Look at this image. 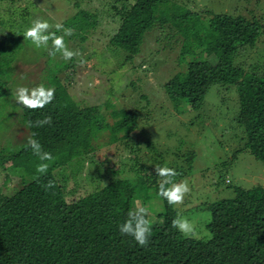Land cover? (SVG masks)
I'll list each match as a JSON object with an SVG mask.
<instances>
[{
  "label": "trees",
  "instance_id": "trees-1",
  "mask_svg": "<svg viewBox=\"0 0 264 264\" xmlns=\"http://www.w3.org/2000/svg\"><path fill=\"white\" fill-rule=\"evenodd\" d=\"M81 3L73 0L75 12L62 23L72 30L64 43L85 41L90 29L98 25L97 12L81 7ZM246 3L245 9L230 13L191 8L179 0H114L108 3L106 13L118 25L109 43L125 53L120 66L141 53L145 37L152 31L162 34L156 42L163 41L170 47L180 44L177 63L184 64L183 69L163 85L173 112H192L189 122L195 126L194 120L204 116L211 91L222 101L228 90L232 91L233 104L226 112L230 127L239 137L233 158L247 151L264 163V60L255 56L257 43L264 40V16ZM17 41V32L0 31V97L8 92L1 63L7 51L17 47ZM243 55L257 61L249 63L252 66L242 65L238 58ZM235 72L239 76H232ZM243 78L250 89L234 99ZM48 88L54 90L52 102L38 109L23 106L21 119L29 138L35 133L43 150L53 156L46 162L47 174L36 173L41 161L27 143L13 151L0 149V170L8 169L19 178L17 185H5L7 191L0 188V264H264V185L226 184L233 190L232 197L202 205L201 209L210 212L205 225L208 234L199 239L185 237L172 228L179 209L158 194L162 178L156 176V167L174 169L176 175L171 179L181 183L191 173L196 158L191 143L180 135L172 151H160L148 142L147 148L157 155L150 165L142 158L140 142L133 132L138 123L144 126L143 118L148 120L151 110L137 108L139 103L134 102V108L117 114L120 104L109 97L101 104L83 103L55 75ZM140 97L147 99L145 94ZM108 108L115 117L112 123L104 114ZM46 118L51 123L37 126ZM100 128H109L113 134L110 146L114 145L112 155L118 159L112 165L105 166L104 160L95 155L93 140ZM187 145L190 148L184 147ZM131 153L133 159L130 157L131 162L124 165L123 158ZM221 167L217 188L229 172L228 164ZM65 168L73 180L68 193ZM86 168L93 188L69 200L67 196L80 188L78 176ZM126 168L127 175L114 176ZM49 181L54 183L50 189L44 187ZM137 206L150 212L152 232L143 247L119 232L127 213Z\"/></svg>",
  "mask_w": 264,
  "mask_h": 264
},
{
  "label": "rangeland",
  "instance_id": "rangeland-1",
  "mask_svg": "<svg viewBox=\"0 0 264 264\" xmlns=\"http://www.w3.org/2000/svg\"><path fill=\"white\" fill-rule=\"evenodd\" d=\"M112 1L114 0H82L81 7L97 12L98 25L90 29L85 41L69 40L64 43L65 47L74 53L70 60H65L60 51L53 49L51 40L48 41L47 46L37 47L30 39L25 38L23 33L34 20L39 18L50 25L46 34L55 33L56 36H63L64 39L63 31H57L55 25L69 20L74 14L73 0H0V19H5L0 31L5 32L6 29L18 34L17 47L9 49L6 60L1 63L4 64L1 72L8 92L0 97V149L13 151L27 143L29 139L28 131L21 122L23 105L14 100L17 85L43 86L49 89V80L55 75L63 81L68 92L83 103L101 104L109 97L114 102H119L116 113L120 114L127 108H134L135 106L132 105L138 102L137 108L152 111L148 120L143 118L144 126L138 123V128L133 132L136 134L135 140L140 142V153L146 163L152 165L153 157L157 156L147 148L148 142L156 144L160 151H172L177 143L176 138L183 135L187 144L191 143V147L196 150L193 169L181 182L187 183L189 191L176 206L180 215L195 223L199 237L206 236L208 230L205 225L210 212L201 209L202 205L217 198L232 197L233 190L226 184L232 183L244 187L264 185V163L247 151L233 158V153L239 145V137L230 127V116L226 112V109H231L233 104L230 100L234 96L232 94L231 97L232 91L228 90L229 94L223 101L217 93L211 91L204 116L200 120H194L195 126H190L189 122L193 117L192 112H173L165 96L163 85L174 72L183 69L184 64L177 63L180 44L172 43L170 47L162 43L163 41L156 42V37H162V34L159 30L152 31L146 35L141 53L132 62L127 61L120 66L125 53L109 43L118 25L111 14L106 13L108 3ZM179 1L191 8L203 7L215 12L231 13L234 9L239 10L242 7L245 9L244 3L247 0ZM251 1L253 5L246 3L249 4L250 9L264 16V0ZM256 49L255 56L264 60L263 39L259 40ZM72 59H75V62H71ZM5 61L9 63L5 64ZM238 61L242 65L252 66L249 63L253 64L257 59L243 55ZM236 75L237 72L232 74V76ZM246 78L236 86L238 92L235 90L234 99L238 97L239 92L241 95V91L247 92L250 89L247 83H244ZM142 94L147 95L146 100L140 97ZM111 112L112 110L108 108L104 114L107 121L112 123L115 117ZM111 142H113V134L109 128H100L93 140L94 145L97 146L96 158L104 160L105 166L114 164L113 162L118 159L117 156L112 155L115 148L114 145L110 146ZM184 147L190 148V145ZM133 156L131 153L123 158L124 165L130 163ZM223 163L228 164L229 172L225 174V184L221 183L217 188L215 182ZM115 164L114 169L118 167L117 163ZM87 169L78 176L81 186L76 192L67 196L69 200L78 199L93 188ZM114 169L111 168L110 172ZM126 170L127 168L114 176L127 175ZM63 173L69 180L66 187L64 186L68 193L73 180L70 178L69 170L65 168ZM18 181L19 178L11 174L8 169L0 170V188L3 191L8 190L5 185L9 184L12 187L17 185ZM5 182L7 183L4 184Z\"/></svg>",
  "mask_w": 264,
  "mask_h": 264
},
{
  "label": "clouds",
  "instance_id": "clouds-1",
  "mask_svg": "<svg viewBox=\"0 0 264 264\" xmlns=\"http://www.w3.org/2000/svg\"><path fill=\"white\" fill-rule=\"evenodd\" d=\"M50 25L47 21L37 18L34 20L29 28H27L23 35L30 39L37 47L47 46L48 41L51 40L52 47L61 52L65 60H70L74 53L68 50L64 45L63 36H56L55 33L46 34ZM57 31H63L64 36H71L72 30L64 28L61 23L55 25ZM54 98L53 89H45L43 86L27 87L24 85H17L14 91V100L27 109L44 108L46 104H50ZM51 123L50 118L38 122L37 126ZM28 146L32 152L39 158L41 163L36 166V173L40 175L47 174V161L53 159L50 152L44 151L41 143L35 138V133L27 141ZM175 170L168 167H156V176L162 178L159 184V195L167 200L169 205L180 204L184 195L189 191L187 183H176L171 179L175 176ZM45 188L54 187V183L49 181ZM147 207L137 206L127 213V218L119 225V232L122 236L132 237L140 246H146L149 243L152 227L151 221L148 219ZM172 228L176 229L185 237H192L199 239V234L196 230L195 223L189 218L178 215L172 221Z\"/></svg>",
  "mask_w": 264,
  "mask_h": 264
}]
</instances>
